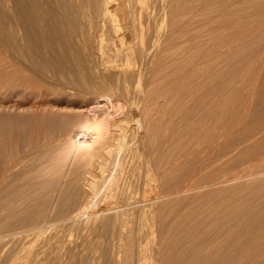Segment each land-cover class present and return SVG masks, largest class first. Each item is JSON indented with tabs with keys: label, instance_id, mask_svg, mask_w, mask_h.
I'll use <instances>...</instances> for the list:
<instances>
[{
	"label": "rangeland",
	"instance_id": "rangeland-1",
	"mask_svg": "<svg viewBox=\"0 0 264 264\" xmlns=\"http://www.w3.org/2000/svg\"><path fill=\"white\" fill-rule=\"evenodd\" d=\"M18 1L0 0V7L3 4L0 8V264H113L114 249L105 244L113 222L109 214L102 218L104 222L96 232H80L75 225L64 222L75 208L88 201L95 200L99 209H108L111 202L119 200L113 193L108 194L113 183L135 201L151 192L156 221L148 222L153 223L154 234L147 247L162 242L163 249H167V262L175 264L172 260L180 254L183 258L176 264H184L193 254V264H199L200 244L214 241L216 237L214 242H221L217 246L220 250L211 249L209 253L219 252L217 261L226 258L231 263L235 256H255L264 239L252 234L250 226L264 216V191L261 190L264 166L244 167L241 163L250 155H239L236 151L244 145L252 146L251 151L264 147V0H159L156 17L149 21L151 25L149 22L143 25L145 35L131 38L130 47L135 49L131 50L129 59L134 62L117 63L126 69L129 67V74L120 75L121 80L103 65L90 61L73 45L71 35L77 31L79 22L70 8L57 5L50 16L51 9L44 4L39 35L29 22L31 18L26 20L30 7L25 4L21 9ZM151 2L143 0L140 5L149 6ZM97 118H103L108 127L121 123L125 140L119 151L122 153L117 152L113 158L114 166L103 179L96 177V181L90 176L93 160L72 156L67 145L79 142L82 124ZM253 137L258 146L250 141ZM92 188L93 192L97 189L99 199L89 198ZM222 231L227 233L225 244ZM189 232L195 240L193 248L186 251L183 245L190 242ZM242 245L239 253L238 247ZM263 245L256 255L263 250ZM263 254L258 256L259 261L264 260ZM252 260L250 264L258 261Z\"/></svg>",
	"mask_w": 264,
	"mask_h": 264
},
{
	"label": "bare ground",
	"instance_id": "bare-ground-1",
	"mask_svg": "<svg viewBox=\"0 0 264 264\" xmlns=\"http://www.w3.org/2000/svg\"><path fill=\"white\" fill-rule=\"evenodd\" d=\"M151 2V0H149ZM227 1V0H226ZM3 2V1H2ZM17 2V1H16ZM19 5L20 8L23 9V6L25 4H28V6L30 7V13H27V19H29V17L31 18V20L29 22H31V26L33 29L36 30V32L38 31L39 35L41 34V26H42V12H43V5L47 4L49 6V8L51 9L49 11V15L52 16L54 11H52L53 9H56L55 6H59V5H66L68 8H70L72 10V14L74 15V17L76 16V18H78V28L77 31L71 35V40L73 41V45H75L77 48H79L82 53L84 52L85 56L90 60V61H94L95 63H97L98 65H103L106 69V71H108L109 73H113L116 74L117 76H125V73H128L129 71H127V69L129 68H125L122 65L117 64L120 61H129V57L131 56V50L135 49L134 45H133V49H131L132 47H130V42L133 39L132 36L133 35H138L140 36V38H142V34H143V25L147 22H149L153 17L155 16V13L157 12V7L159 4V0H152L151 4H149V6H144V5H140L143 3V0H19ZM133 2L135 4H133ZM178 2V1H177ZM203 2V1H202ZM175 3V2H174ZM230 3V2H228ZM161 4V3H160ZM236 4V3H235ZM239 4V3H238ZM136 5H139L137 7V9L135 8ZM170 5V4H169ZM234 5V4H233ZM167 6V4H166ZM213 6V5H212ZM235 6V5H234ZM237 6V5H236ZM240 6V5H239ZM3 7V4L1 5V9ZM169 7V6H168ZM197 7V6H196ZM210 7V6H209ZM214 7V6H213ZM219 7H221L219 5ZM58 8V7H57ZM66 8V9H68ZM163 8V7H162ZM178 8V7H177ZM212 8V7H211ZM239 8V7H238ZM237 8V9H238ZM242 8V7H241ZM20 9V10H21ZM160 8H158L159 10ZM263 9V8H262ZM25 10V9H24ZM62 10V9H61ZM185 10V9H184ZM208 10V9H207ZM226 10H228L226 8ZM59 11V10H57ZM55 11V12H57ZM65 10H63L64 12ZM186 11V10H185ZM216 11V10H215ZM231 11V9L229 10ZM60 12V11H59ZM205 12V11H204ZM211 12V11H210ZM223 12V11H222ZM246 13L248 12L245 11ZM245 12L243 14H245ZM23 13V12H22ZM58 13V12H57ZM213 13V12H212ZM225 13V12H224ZM228 13V12H227ZM236 13V12H235ZM242 13V12H241ZM66 14V13H63ZM182 14V13H180ZM208 14V13H207ZM230 14H234V13H230ZM229 14V15H230ZM249 14V13H248ZM247 14V15H248ZM209 15V14H208ZM225 15V14H224ZM229 15L226 14V17ZM236 15V14H235ZM246 15V14H245ZM257 15V14H256ZM18 16V15H17ZM26 17V15H24ZM23 16V17H24ZM66 16V15H65ZM180 16V15H179ZM251 16V15H250ZM46 17V16H45ZM59 17V16H58ZM67 17V16H66ZM69 17V16H68ZM224 17V16H223ZM247 17V16H246ZM177 18V17H176ZM179 18V17H178ZM233 18V17H232ZM231 18V19H232ZM263 18V17H262ZM51 19V18H50ZM60 19V18H59ZM155 19V18H154ZM188 19V18H187ZM227 19V18H226ZM229 19V18H228ZM53 20V19H52ZM70 20V19H69ZM68 20V21H69ZM190 20V19H189ZM223 20V19H222ZM221 20V21H222ZM49 22V20H48ZM57 22V20H56ZM67 21H64L63 23H65ZM71 22V21H69ZM183 22V21H182ZM191 22V21H190ZM189 22V23H190ZM216 22V21H215ZM230 22V20H229ZM235 22V21H234ZM8 23V22H7ZM20 23V22H19ZM53 23V21L51 22ZM60 23V22H59ZM68 23V22H67ZM77 23V22H76ZM150 23V22H149ZM193 23V22H192ZM223 23V22H222ZM226 23V22H225ZM224 23V24H225ZM70 24V23H69ZM73 24H75L73 22ZM157 24V21H156ZM169 24V23H168ZM179 24V23H178ZM177 24V25H178ZM58 25V23H57ZM148 25H151L148 24ZM191 25V24H189ZM239 25V24H238ZM241 25V24H240ZM180 26V25H179ZM229 25L225 24V27L228 28ZM60 27V26H59ZM69 27V26H68ZM67 27V28H68ZM71 27V25H70ZM69 27V29H70ZM75 27V26H74ZM151 27V26H150ZM175 27V26H174ZM236 27V26H235ZM239 27V26H238ZM237 27V28H238ZM245 27V26H244ZM11 28V27H10ZM9 28V29H10ZM75 28V29H76ZM181 28V27H180ZM190 27H188L189 29ZM241 28H243V25L241 26ZM253 28V26H252ZM8 29V31H9ZM48 29V28H47ZM50 29V28H49ZM72 29V28H71ZM74 29V28H73ZM174 29V28H173ZM249 29V28H247ZM147 30V28H146ZM239 30V29H238ZM244 30V29H242ZM11 31V29H10ZM9 31V32H10ZM72 31V30H71ZM145 31V30H144ZM150 29L148 30V33ZM192 31V30H191ZM234 31V30H233ZM236 31V30H235ZM240 31V30H239ZM257 31V30H256ZM70 31H68L69 33ZM221 32V31H220ZM219 32V33H220ZM238 32V31H237ZM11 33V32H10ZM25 33V32H24ZM67 33V32H66ZM152 33V32H151ZM150 33V34H151ZM180 33V32H179ZM215 33V32H214ZM218 33V34H219ZM240 33L242 34V32L240 31ZM247 33V32H246ZM53 34V33H52ZM71 34V33H70ZM149 34V35H150ZM191 34V32H190ZM240 34V35H241ZM145 35V34H143ZM183 35V34H182ZM148 36V35H147ZM180 36V35H179ZM219 36V35H218ZM221 36V35H220ZM65 37V35L63 36ZM155 37V36H154ZM174 37V36H173ZM178 37V36H177ZM189 37V36H188ZM208 37V36H207ZM210 37V36H209ZM235 37V36H234ZM246 37V36H245ZM38 38V37H37ZM132 38V39H131ZM136 38V37H135ZM149 39V37H147ZM153 38V37H152ZM191 38V37H190ZM189 38V39H190ZM17 39V38H16ZM35 39V38H34ZM146 39V38H145ZM144 39V40H145ZM218 39V38H217ZM226 39V38H224ZM260 39V38H259ZM21 40V39H20ZM69 40V39H68ZM134 40V39H133ZM188 40V39H187ZM228 40V38H227ZM230 40V39H229ZM228 40V41H229ZM238 40V39H237ZM18 41V40H17ZM35 41V40H34ZM161 41V40H160ZM167 41V40H166ZM227 41V42H228ZM233 40H230V42ZM134 42V41H133ZM151 42V41H150ZM157 42V41H156ZM162 42V41H161ZM226 42V43H227ZM229 42V43H230ZM72 43V42H71ZM148 43V42H146ZM153 43V42H152ZM166 43V42H165ZM168 43V42H167ZM228 43V44H229ZM233 43V42H232ZM240 43V42H239ZM161 44V43H160ZM172 44V43H171ZM189 44V43H188ZM192 44V43H191ZM190 44V45H191ZM213 44V43H212ZM219 44H223V43H219ZM50 45V44H49ZM147 45V44H146ZM238 45V44H237ZM33 46V45H32ZM164 46V45H163ZM192 46V45H191ZM196 46V45H195ZM224 46V45H223ZM141 48V46H139ZM144 50H145V46ZM162 47V44H161ZM167 47V46H166ZM175 47L176 44H175ZM211 48V47H209ZM138 49V48H137ZM147 49V47H146ZM233 49V48H231ZM210 50V49H208ZM19 51V50H18ZM72 51V50H71ZM146 51V50H145ZM160 51V50H159ZM211 51V50H210ZM220 51V50H219ZM232 51V50H231ZM37 52V51H36ZM147 52V51H146ZM191 52V51H189ZM209 52V51H208ZM254 52V51H253ZM14 53V52H13ZM163 53V52H162ZM187 53V52H186ZM211 53V52H209ZM151 54V53H150ZM160 54V53H159ZM78 55V54H77ZM137 55V54H135ZM134 56V55H133ZM140 57V54L138 55ZM143 56V55H142ZM188 56V55H187ZM58 57V56H57ZM72 57V56H71ZM193 57V56H192ZM235 57V56H234ZM187 58V57H185ZM261 58V57H260ZM134 59V58H133ZM140 59V58H139ZM132 62V60H130ZM134 62V60H133ZM132 62V63H133ZM240 62V61H239ZM122 63V62H121ZM127 63V62H126ZM141 63V62H140ZM157 64V63H156ZM189 64V63H188ZM88 65V64H87ZM242 65V64H241ZM133 66V65H132ZM215 66V65H214ZM88 67V66H87ZM90 67V65H89ZM94 67L93 65L91 66ZM101 67V66H100ZM216 67V66H215ZM103 68V67H102ZM90 69V68H89ZM88 69V70H89ZM94 69V68H93ZM98 69V68H96ZM101 69V68H100ZM214 69V68H213ZM242 69V68H241ZM104 70V69H102ZM140 70V69H139ZM92 71V70H91ZM184 71V70H183ZM236 71V70H235ZM96 72V71H95ZM94 72V73H95ZM103 72V71H102ZM106 72V73H108ZM35 73V72H34ZM129 74V73H128ZM127 74V77L129 76ZM133 74V73H132ZM141 74V73H140ZM153 74V73H152ZM161 74V73H160ZM176 74V73H175ZM237 74V73H236ZM103 75V74H102ZM105 75V74H104ZM109 75V74H108ZM134 75V74H133ZM164 75V74H163ZM166 75V74H165ZM164 75V76H165ZM191 75V74H190ZM112 76V75H111ZM132 75H130L131 77ZM163 76V77H164ZM108 77V76H107ZM189 77V74H188ZM126 78V77H124ZM135 78V76L133 77V79ZM137 78V77H136ZM174 78V77H173ZM186 78V77H185ZM131 79V78H130ZM129 79V80H130ZM178 79V78H177ZM96 80V79H95ZM120 80H121V76H120ZM142 80V79H141ZM187 80V79H186ZM185 80V81H186ZM131 81V80H130ZM118 82V81H117ZM169 82V81H168ZM242 83V82H241ZM181 84V83H180ZM87 85V84H86ZM90 86V85H89ZM92 86V85H91ZM99 86V85H98ZM169 86L170 83H169ZM183 86V85H182ZM173 88V86H172ZM214 88V87H213ZM112 90V89H111ZM180 91V89H179ZM175 92V91H174ZM178 92V91H176ZM166 94V93H165ZM168 94V93H167ZM181 94V93H180ZM149 95V94H148ZM174 96V95H173ZM243 96V95H242ZM157 97V96H156ZM171 97V94H170ZM214 97V96H213ZM159 98V97H158ZM179 98V97H178ZM157 99V98H156ZM168 99V98H167ZM186 99V98H185ZM174 100V99H173ZM214 100V99H213ZM218 100V99H217ZM155 101V100H154ZM213 102V101H212ZM211 102V103H212ZM213 104V103H212ZM215 104V102H214ZM238 106V105H237ZM104 107V106H103ZM212 107V106H211ZM117 109V108H116ZM228 109V108H227ZM220 110V109H219ZM216 111V110H215ZM192 112V111H191ZM187 113V112H186ZM210 113V110H209ZM190 113L188 112V115ZM205 114V113H204ZM242 114V113H241ZM187 115V114H186ZM192 115V114H191ZM209 115V114H208ZM221 115V114H220ZM202 116V115H201ZM216 116V115H215ZM224 116V115H223ZM244 116V115H243ZM189 117V116H188ZM200 117V116H199ZM69 118V117H68ZM107 118V117H106ZM227 118V117H226ZM103 119V118H102ZM100 120V118L94 119L92 121H85L82 124L81 127V135L80 137H82L81 140H79V142H72V143H67V151L69 152V154H71L72 156H79V157H83V158H87V160L91 159V161L93 160V163H89L90 164V172L92 176V180L97 178L103 179L104 175L107 173V171L114 165L113 163V158L115 156V154L117 152H119L123 146V143L125 140V136H124V132L121 129L122 125L121 123L116 124L113 127H108V125H106L103 120ZM190 119V118H189ZM225 119V118H224ZM234 119V118H233ZM172 120V119H171ZM193 120V117H192ZM228 120V119H227ZM240 120V119H239ZM130 121V120H129ZM201 121V119H200ZM204 122V121H203ZM208 122V121H207ZM211 122V121H210ZM214 122V121H213ZM227 122V121H226ZM82 123V122H81ZM131 123V122H130ZM177 123V122H176ZM179 123V122H178ZM220 123V122H219ZM180 124V123H179ZM200 124V123H199ZM216 124V123H215ZM225 124V123H224ZM233 124V123H232ZM174 125V123H173ZM193 125V124H192ZM203 125V124H202ZM126 126V125H125ZM175 126V125H174ZM191 126V125H190ZM168 127V126H167ZM235 129V128H234ZM157 131V130H156ZM212 131V130H211ZM214 131V129H213ZM175 134V133H174ZM173 134V135H174ZM221 134V133H220ZM262 134V133H261ZM127 135V134H126ZM155 135V134H154ZM172 135V136H173ZM79 137V136H78ZM174 137V136H173ZM221 137V135H220ZM170 138V137H169ZM75 139V138H74ZM254 139V137H253ZM251 139L250 141L253 142V144L257 142V139ZM160 140V139H159ZM168 140V139H167ZM172 140V139H171ZM179 141V139H177ZM245 140V139H244ZM243 140V141H244ZM249 140V139H248ZM264 140V139H263ZM77 141V140H76ZM81 141V142H80ZM128 141V140H127ZM69 142V141H68ZM71 142V140H70ZM123 142V143H122ZM170 142V141H169ZM216 142V141H215ZM176 144V143H175ZM246 144V143H244ZM66 145V144H65ZM165 145V143H164ZM181 145V144H180ZM179 145V146H180ZM243 145V144H242ZM247 145V144H246ZM250 145V144H249ZM261 145V144H260ZM264 145V144H263ZM125 146V145H124ZM127 146V145H126ZM148 146V145H147ZM173 148V145H171ZM176 146V145H175ZM255 146H258L257 144ZM177 147V146H176ZM174 147V148H176ZM241 147V145H240ZM252 147V146H251ZM250 147V148H251ZM126 149V147H124ZM123 148V150H125ZM149 148V147H148ZM152 148V147H151ZM234 148V147H233ZM250 148H248V146L239 148L236 152L239 155L242 154H247L250 155L248 156L247 160H244L243 163H241L242 165H247L246 167H254V168H262L264 166V147H255L253 148V150L251 151ZM170 150V149H169ZM128 151V149L126 150ZM144 151V150H143ZM151 151V149H150ZM155 150H153L152 152H154ZM180 151V150H178ZM33 152V151H32ZM145 152V151H144ZM174 152V151H173ZM227 152V151H226ZM64 153V152H63ZM122 153V152H119ZM157 153V152H156ZM176 153H178L176 151ZM230 153V152H228ZM233 153V152H232ZM235 153V152H234ZM68 154V153H67ZM175 154V153H174ZM236 154V155H237ZM118 155V154H117ZM144 155V153H143ZM172 155V154H171ZM145 156V155H144ZM125 157V156H124ZM129 157V156H128ZM136 157V156H135ZM149 157V155H148ZM164 157V156H163ZM73 158V157H71ZM145 158V157H144ZM153 158V157H152ZM231 157H229L230 159ZM242 158V157H241ZM74 159V158H73ZM78 159V158H77ZM120 159V158H119ZM161 159V158H160ZM80 160V158H79ZM149 160V159H148ZM239 160V159H238ZM78 161V160H77ZM115 161V160H114ZM219 161V160H216ZM228 161V160H227ZM230 161V160H229ZM80 162V161H79ZM123 162V161H121ZM150 162V160H149ZM178 162V161H177ZM81 163H83V161H81ZM169 163V162H168ZM176 163V162H175ZM216 163V162H215ZM224 163V162H221ZM220 163V164H221ZM125 164V163H124ZM213 164V163H212ZM156 165V164H154ZM176 165V164H175ZM224 165V164H222ZM233 165V164H232ZM231 165V167H232ZM92 166V167H91ZM116 166V165H115ZM151 166V165H150ZM166 166V165H165ZM219 166V165H218ZM230 166V165H229ZM241 166V165H240ZM159 167V166H157ZM156 167V168H157ZM162 167V166H161ZM225 167V166H224ZM118 168V167H117ZM169 168V167H167ZM227 168V167H226ZM155 169V168H154ZM158 169V168H157ZM222 169V168H221ZM231 169V168H230ZM243 169V168H242ZM74 170V169H73ZM116 170V169H115ZM119 170V169H118ZM116 170V171H118ZM224 170V169H223ZM247 170V169H246ZM48 171V170H47ZM76 171V170H75ZM79 171V169H78ZM82 171V170H81ZM122 171V169H121ZM125 171V170H124ZM225 171V170H224ZM234 171V170H232ZM65 172V171H64ZM87 172V171H86ZM126 172V171H125ZM71 173V172H70ZM73 173V172H72ZM154 173V172H153ZM259 173V172H258ZM68 174V173H66ZM141 174V173H140ZM161 174V173H160ZM224 174V173H223ZM72 175V174H70ZM68 175V177L70 176ZM87 175V173H86ZM108 175V174H107ZM111 175V174H110ZM134 175V174H133ZM142 175V174H141ZM217 175V174H216ZM222 175V174H221ZM244 175V174H243ZM74 176V175H73ZM79 176V175H78ZM85 176V175H84ZM83 176V177H84ZM136 176V175H135ZM152 176V175H151ZM154 176V175H153ZM205 176V175H204ZM220 176V175H219ZM258 176V174H257ZM12 177V176H11ZM82 177V176H81ZM82 177V179H83ZM121 177V176H120ZM124 177V176H122ZM134 177V176H133ZM141 177V176H140ZM203 177V176H202ZM200 177V178H202ZM72 178V176H71ZM79 178V177H76ZM74 178V180L76 179ZM96 178V181H97ZM205 178V177H203ZM85 179V178H84ZM137 179V178H136ZM141 179V178H140ZM151 179V178H150ZM236 179V178H235ZM73 180V181H74ZM145 180V179H144ZM222 180V179H221ZM227 180V179H226ZM245 180V179H244ZM248 180V179H247ZM76 181V180H75ZM83 181V180H82ZM133 181V180H132ZM260 181V180H259ZM126 182V181H125ZM129 182V181H128ZM137 182V181H136ZM155 182V181H154ZM199 182V181H198ZM255 182V181H254ZM89 183V182H88ZM140 183V182H139ZM152 183V182H151ZM158 183V182H157ZM189 183V182H188ZM197 183V182H196ZM227 183V182H226ZM230 183V182H229ZM261 183V182H260ZM136 184V183H135ZM160 184V183H159ZM204 184V182H203ZM248 184V183H247ZM256 184V182H255ZM258 184V183H257ZM132 185V183H131ZM130 185V186H131ZM192 185V184H191ZM201 185V184H200ZM12 186V185H11ZM90 186V184H89ZM123 186V185H122ZM141 186V185H140ZM148 186V185H147ZM251 188L253 185H250ZM261 186V185H260ZM93 187V186H92ZM134 187V186H133ZM157 187V186H156ZM194 187V186H193ZM90 188V187H89ZM155 188V187H154ZM161 188V186H160ZM228 188V187H227ZM233 188V187H232ZM236 188V187H234ZM87 189V188H86ZM95 189V188H94ZM130 189V188H129ZM198 189V188H197ZM221 189V188H220ZM260 189V188H259ZM89 190V189H88ZM97 190V189H96ZM93 192V188L92 190L89 192L88 196L89 198L95 197L97 195V192ZM104 190V189H103ZM108 194L111 195L113 193V196H117L119 200H115L113 203L111 202V206L108 209L105 210H101L99 209L98 205L93 202H87V203H82L78 208H75V210L73 212H71V214L69 216L66 217L65 219V223L66 224H71V226L75 225V227H77L79 230H81L80 232L83 231H93L96 232L98 230V228H100V226L102 225V218L105 217V215L109 214L110 219H113L112 225L110 227V234H109V238L107 239V243L105 242V244H108L109 247H112L114 249V257H113V264H172L171 262H167L165 260V256L167 254V249H163L164 245L162 242L158 241L157 243H155L154 245L147 247V242L149 241V238L153 236L154 231H153V223H151L149 225L148 222H150V220H155L154 216L155 213L152 210L153 207V203L155 202L153 199V203L150 200V193L149 194H145V196L141 199H139L138 201H135L132 197H130V194H127V192H124L123 190H121L120 186L117 183H113V185L111 186V188L109 189ZM127 190V189H126ZM138 190V189H137ZM227 190V189H226ZM237 190V189H236ZM235 190V191H236ZM242 190V188H241ZM261 190L264 191V183L261 186ZM134 191V190H133ZM178 191V190H177ZM192 191V190H190ZM200 191V190H199ZM248 191V190H247ZM251 191V190H250ZM41 192V191H40ZM63 192V191H62ZM106 192V193H107ZM165 192V191H164ZM204 192V191H203ZM209 192V191H208ZM214 192V191H212ZM218 192V190H217ZM88 193V192H87ZM102 193V191H101ZM135 193V192H134ZM171 193V192H170ZM229 193V192H228ZM237 193V192H236ZM254 193V192H253ZM263 193V192H261ZM98 194H100L98 192ZM133 194V192H132ZM137 194V193H136ZM182 194V193H181ZM189 194V193H188ZM208 194V193H207ZM230 194V193H229ZM251 194V193H249ZM257 194V193H255ZM253 194V195H255ZM139 195V194H138ZM193 195V194H192ZM211 195V194H210ZM209 195V196H210ZM213 195V194H212ZM235 195V194H233ZM248 195V194H246ZM92 196V197H90ZM99 196V195H97ZM96 196V197H97ZM102 196V194H101ZM104 197L108 196V195H103ZM133 196V195H132ZM208 196V197H209ZM232 196V195H231ZM258 197V195H256ZM261 196V194H260ZM112 198V196H110ZM206 197V195H205ZM220 197V196H219ZM229 197V196H228ZM234 197V196H233ZM238 197V196H237ZM236 197V198H237ZM247 197V196H246ZM255 197V196H254ZM264 197V195H263ZM99 199V197H97ZM109 198V196H108ZM158 198V197H157ZM187 198V197H186ZM197 198V197H196ZM199 198V197H198ZM95 199V198H94ZM113 199V198H112ZM111 199V200H112ZM211 199V198H210ZM215 199V198H214ZM234 199V198H233ZM249 199V198H246ZM261 199V198H260ZM27 200V199H26ZM91 200V199H89ZM103 200V199H102ZM110 200V199H109ZM208 200V199H207ZM236 200V199H235ZM1 201V200H0ZM92 201V200H91ZM97 201V200H96ZM99 201V200H98ZM113 201V200H112ZM157 201V200H156ZM202 201V200H200ZM212 201V200H211ZM226 201V200H225ZM241 201V200H240ZM253 201V200H251ZM255 201V200H254ZM253 201V202H254ZM259 201V199H258ZM198 202V201H197ZM237 202V201H236ZM193 203V202H192ZM196 203V202H195ZM226 203V202H225ZM235 203V202H234ZM239 203V202H238ZM259 203H262L261 201ZM202 204V203H200ZM215 204V203H214ZM248 204V203H247ZM252 204V203H251ZM263 204H264V200H263ZM110 205V204H109ZM203 205V204H202ZM220 205V204H219ZM217 205V206H219ZM253 205V204H252ZM255 205V204H254ZM261 205V204H259ZM195 206V205H194ZM198 206V205H197ZM221 206V205H220ZM200 207V205L198 206ZM216 207V206H215ZM214 207V208H215ZM222 207V206H221ZM230 207V206H229ZM252 207V206H250ZM255 207V206H253ZM264 207V206H263ZM42 208V207H41ZM51 208V207H50ZM175 208V207H174ZM210 208V207H209ZM244 208V207H243ZM260 208V207H259ZM258 208V209H259ZM154 209V208H153ZM185 209V208H184ZM251 209H255V208H251ZM250 209V210H251ZM257 209V210H258ZM73 210V209H72ZM182 210V209H181ZM206 210V209H205ZM210 210V209H209ZM208 210V211H209ZM213 210V209H212ZM216 210V209H215ZM218 210V208H217ZM261 210V209H260ZM35 211V208H34ZM219 211V210H218ZM231 211V210H230ZM253 211V210H252ZM36 212V211H35ZM177 212V211H176ZM222 212V211H221ZM220 212V213H221ZM232 212V211H231ZM240 212V211H239ZM250 212V211H249ZM254 212V211H253ZM38 213V211H37ZM198 213V212H197ZM206 213V212H205ZM216 213V212H215ZM214 213V214H215ZM218 213V212H217ZM216 213V214H217ZM223 213V212H222ZM247 213V212H246ZM256 213V212H255ZM188 214V213H187ZM194 214V213H193ZM229 214V213H228ZM227 214V215H228ZM249 214V213H248ZM253 214V213H252ZM257 214V213H256ZM161 215V214H160ZM207 215V214H206ZM213 215V214H212ZM221 215V214H220ZM219 215V216H220ZM35 216V215H34ZM53 216V215H52ZM108 216V215H107ZM169 216V215H168ZM173 216V215H172ZM210 216V215H209ZM208 216V217H209ZM230 216V215H229ZM249 216V215H248ZM247 216V217H248ZM252 216V215H251ZM254 216V215H253ZM252 216V217H253ZM157 217V216H156ZM166 217V216H165ZM191 217V216H190ZM189 217V219H190ZM198 217V216H197ZM221 217V216H220ZM227 217V216H226ZM231 217V216H230ZM257 217V216H256ZM261 217V215H260ZM260 217H258L260 219ZM32 218V217H31ZM107 218V217H105ZM159 218V216H158ZM223 218V217H222ZM221 218V219H222ZM229 218V217H228ZM233 218V217H232ZM8 219V218H7ZM173 219V218H172ZM198 219V218H197ZM205 219V217H204ZM207 219V218H206ZM205 219V220H206ZM218 219V218H217ZM238 219V218H237ZM244 219V218H243ZM248 219V218H247ZM252 219V218H251ZM256 219V218H254ZM33 220V219H32ZM109 220V219H108ZM107 220V221H108ZM171 220V218H170ZM174 220V219H173ZM177 220V219H176ZM192 220V218H191ZM195 220V219H194ZM203 220V219H201ZM210 220V219H209ZM225 220V219H224ZM55 221V220H54ZM112 221V220H110ZM156 221V220H155ZM165 221V220H164ZM197 221V220H196ZM229 221V220H228ZM243 221V220H242ZM244 221H246V219H244ZM253 221H257V220H253ZM104 222V221H103ZM162 222V221H161ZM175 222V221H174ZM172 222V223H174ZM193 222V221H192ZM200 222V221H199ZM198 222V223H199ZM210 222V221H209ZM214 222V221H213ZM212 222V223H213ZM222 222V221H221ZM232 222V221H231ZM241 222V221H240ZM258 222V221H257ZM35 223V222H34ZM106 223V222H105ZM163 223V222H162ZM182 223V222H180ZM179 223V225H180ZM202 223V222H200ZM220 223V222H219ZM218 223V224H219ZM226 222H223V224ZM246 223V222H245ZM164 224V223H163ZM175 224V223H174ZM204 224V223H203ZM217 224V223H216ZM221 224V223H220ZM234 224V223H233ZM232 224V226H233ZM25 225V224H24ZM109 225V224H108ZM165 225V224H164ZM210 225V224H209ZM215 225V223L213 224ZM254 226H250L252 229L251 232H253L252 234H257V236L259 235L260 238L262 237L264 239V216L262 214L261 220L260 222H258L257 224H253ZM104 226V225H103ZM158 226V225H157ZM181 226V225H180ZM179 226V227H180ZM202 226V225H201ZM221 226V225H220ZM246 226V225H245ZM57 227V226H56ZM74 227V226H73ZM105 227V226H104ZM167 227V226H166ZM191 227V226H190ZM216 227V226H214ZM225 228V226H223ZM239 227V226H238ZM243 227V225H242ZM27 228V227H26ZM161 228V227H160ZM165 228V227H164ZM206 228V227H204ZM217 228V227H216ZM247 228V226H246ZM56 229V228H55ZM61 229V227H60ZM106 229V228H105ZM168 229V228H167ZM179 229V228H178ZM213 229V228H212ZM102 230V229H101ZM162 230V229H161ZM170 230V229H169ZM56 231V230H55ZM99 231V230H98ZM165 231V230H164ZM228 231V230H227ZM226 231V232H227ZM231 231V230H230ZM229 231V232H230ZM247 231V230H246ZM79 232V231H78ZM79 232V233H80ZM86 232H84L86 234ZM104 232V230H103ZM102 232V233H103ZM174 232V231H173ZM186 232V231H185ZM212 232V231H211ZM210 232V233H211ZM223 232V236H221L222 241L225 244L224 238H226L225 236H227V233H225V231ZM249 231H247L246 233H248ZM2 233V232H1ZM47 233V232H46ZM180 233V231H179ZM239 233V232H238ZM250 233V232H249ZM248 233V234H249ZM14 234V233H13ZM107 234V233H105ZM168 234V233H167ZM186 234V233H185ZM190 234V232H189ZM218 234V233H217ZM244 234V233H243ZM251 234V233H250ZM249 234V235H250ZM52 235V234H51ZM54 235V233H53ZM91 235V234H90ZM101 235V234H100ZM175 235V234H174ZM182 235V234H181ZM216 235V234H215ZM222 235V234H220ZM220 235H218V237H220ZM231 235V233H230ZM58 236V235H57ZM66 236V235H65ZM77 236V235H76ZM95 236V235H94ZM105 236V235H104ZM184 236V235H183ZM239 236V235H238ZM241 236V235H240ZM52 237V236H51ZM78 237V236H77ZM106 237H108L106 235ZM105 237V238H106ZM176 237V236H175ZM182 237V236H181ZM193 237V238H191ZM230 237V236H229ZM94 238V237H93ZM92 238V239H93ZM184 238V237H183ZM217 238V237H216ZM214 238L213 240L216 241ZM233 238V237H232ZM237 238V237H236ZM247 238V237H245ZM243 238V239H245ZM256 240L257 238L254 237ZM62 239V238H61ZM86 239V238H85ZM156 239V238H155ZM175 239V238H172ZM178 239V237H177ZM185 239V238H184ZM193 239L195 240V237L192 235V232L190 234V242L188 241V243L184 244V248L186 250L190 248H193ZM251 240V236L248 238ZM27 240V239H26ZM60 240V239H59ZM79 240V239H78ZM152 240V239H151ZM159 240V239H158ZM161 240V239H160ZM181 240V239H180ZM219 240V239H218ZM235 240V239H234ZM249 240V241H250ZM260 239H258L259 241ZM54 241V240H53ZM61 241V240H60ZM154 241V240H153ZM172 241V240H171ZM173 241H176L173 240ZM214 241H210V240H206L205 242L201 243L199 246V257H201V261L199 264H211V262L214 261V259L216 260L214 262V264H226L227 262H229V264H248L249 260L251 261L253 258H257L258 256L262 255L264 252V248L263 250H261V252L263 253H259L258 255H256L260 250L261 246L264 244V240L262 241V245L259 246V249L257 250L258 252L254 255L249 254L246 257L243 256H235V258L232 260V262L230 263V260L226 262V258L224 259H218L220 261H217L216 257L218 256L217 251H213L211 253H209V251L211 249H217V246H219L218 244H220L218 242V244H216ZM247 241V240H246ZM7 242V241H6ZM77 242V241H76ZM169 242V241H168ZM179 242V241H177ZM186 242V241H185ZM238 242V241H236ZM235 242V243H236ZM257 242V241H256ZM261 242V241H259ZM58 243V242H56ZM74 243V242H73ZM81 243V242H80ZM100 243V242H99ZM173 243V242H172ZM181 243V242H180ZM179 243V244H180ZM231 243V242H230ZM240 243V242H239ZM248 243V241H247ZM245 242L244 246H247V244ZM250 243V242H249ZM248 243V245H249ZM42 244V243H41ZM40 244V245H41ZM61 244V242H60ZM170 244V243H169ZM177 243L173 244L174 247H176ZM238 244V243H237ZM259 244V243H257ZM7 245V244H6ZM64 245V244H63ZM73 245V244H72ZM229 245V243L227 244ZM252 245V244H251ZM251 245L249 247H251ZM17 246V245H16ZM24 246V245H23ZM68 246V245H67ZM90 246V245H89ZM88 246V247H89ZM107 246V245H106ZM105 246V247H106ZM172 246V245H171ZM179 246V245H178ZM177 246V247H178ZM242 245V247H238V252L241 250L240 248L244 247ZM41 247V246H40ZM62 247V246H61ZM66 247V245H65ZM69 247V246H68ZM87 247V246H86ZM85 247V248H86ZM232 247V246H231ZM264 247V245H263ZM43 248V247H42ZM73 248V246H72ZM108 248V247H107ZM180 248V247H179ZM62 248H60L61 250ZM69 249V248H68ZM75 249V248H74ZM94 249V248H93ZM111 249V248H109ZM178 249V248H177ZM219 249V248H218ZM217 249V250H218ZM245 249V248H244ZM243 249V252H244ZM249 250H251V248H248ZM36 250V249H35ZM73 250V249H72ZM182 250L180 251L183 252V249H179ZM188 250V252H189ZM220 250V249H219ZM248 250V252H249ZM69 251V250H68ZM100 251V250H99ZM187 251V250H186ZM205 251H208L205 253ZM21 252V251H20ZM31 252V251H30ZM43 252V251H42ZM72 252V251H71ZM242 252V253H243ZM246 252V251H245ZM33 252H31L30 254H32ZM113 253V251H112ZM185 253V252H184ZM240 253V252H239ZM25 254V253H24ZM34 254V253H33ZM36 254V253H35ZM74 254V253H73ZM78 254V253H77ZM111 254V252L109 253ZM188 254V253H186ZM228 254V252H227ZM246 254V253H245ZM176 255V254H175ZM183 255V254H182ZM264 255V254H263ZM41 256V255H39ZM105 256V254H104ZM27 257V256H26ZM30 257V256H29ZM32 257V256H31ZM34 257V256H33ZM63 257V256H62ZM185 257V256H184ZM190 259H188L189 261H187L184 264H193V254L191 256ZM263 257V256H262ZM35 258V257H34ZM50 258V257H49ZM104 258V257H103ZM106 258V257H105ZM168 258V257H167ZM171 258V257H170ZM182 256L180 254H177L174 258H173V263H179L182 260ZM27 259V258H25ZM47 259V258H46ZM65 259V258H64ZM69 259V258H67ZM97 259V258H96ZM230 259V258H229ZM232 259V258H231ZM36 260V259H35ZM91 260V259H90ZM187 260V259H185ZM196 261V259H194ZM62 261V260H61ZM93 261V260H92ZM245 261V262H244ZM248 261V262H247ZM253 261V260H252ZM251 261V262H252ZM255 261V260H254ZM258 261L256 262V264H260L258 263ZM261 261V260H260ZM259 261V262H260ZM264 261V260H262ZM261 261V262H262ZM35 261H33L34 263ZM67 262V261H65ZM247 262V263H246ZM249 262V264L251 263ZM14 263V261H13ZM94 263V262H93ZM253 263V262H252ZM255 263V262H254ZM263 263V262H262ZM54 264V263H53ZM56 264V262H55ZM71 264V263H70ZM89 264V263H88ZM213 264V263H212ZM228 264V263H227Z\"/></svg>",
	"mask_w": 264,
	"mask_h": 264
}]
</instances>
